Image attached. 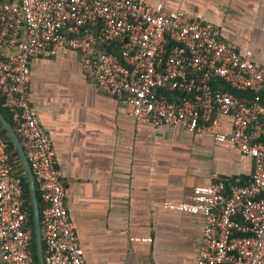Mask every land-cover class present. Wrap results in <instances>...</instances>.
<instances>
[{
  "label": "built area",
  "instance_id": "1",
  "mask_svg": "<svg viewBox=\"0 0 264 264\" xmlns=\"http://www.w3.org/2000/svg\"><path fill=\"white\" fill-rule=\"evenodd\" d=\"M118 45V53L107 47ZM60 50L78 54L83 75L122 97L137 123L228 142L252 159L245 183L196 185L176 203L202 218L196 264H264V68L221 37V29L163 1L0 0V92L34 176L45 264H87L65 207L52 139L30 97V65ZM219 79L251 97L213 89ZM228 118L229 129L218 124ZM23 189L0 134V253L34 264Z\"/></svg>",
  "mask_w": 264,
  "mask_h": 264
},
{
  "label": "crops",
  "instance_id": "2",
  "mask_svg": "<svg viewBox=\"0 0 264 264\" xmlns=\"http://www.w3.org/2000/svg\"><path fill=\"white\" fill-rule=\"evenodd\" d=\"M144 1L215 23L222 39L264 68V0ZM30 72L31 103L52 139L87 264H196L202 218L176 203L196 185L245 183L252 159L210 135L137 123L122 97L83 75L72 50L37 58ZM228 123L217 128L227 131Z\"/></svg>",
  "mask_w": 264,
  "mask_h": 264
},
{
  "label": "trees",
  "instance_id": "3",
  "mask_svg": "<svg viewBox=\"0 0 264 264\" xmlns=\"http://www.w3.org/2000/svg\"><path fill=\"white\" fill-rule=\"evenodd\" d=\"M107 50L114 52V53H118V45H113V47L109 46L107 47ZM212 88L229 91L235 94L240 99H245L247 97L252 96L250 92L238 91L219 79H215L212 82ZM0 111L3 114V116L14 127V123L12 122L9 109L3 106V95L1 94V92H0ZM0 134L7 143V152L9 155L11 172L18 178V180L21 183L22 189H23L24 206L29 213L28 227L31 229V251H32V256H33V262L34 264H38V258L36 254L35 234H34V222H33V217H32V204L30 201V194H29V187H28V178L24 171V167L20 160L18 152L13 146L12 141L10 140L8 134L6 133L5 129L1 126V124H0ZM36 193H37V198L39 200V205L41 206V200H40V196L37 190H36Z\"/></svg>",
  "mask_w": 264,
  "mask_h": 264
},
{
  "label": "water",
  "instance_id": "4",
  "mask_svg": "<svg viewBox=\"0 0 264 264\" xmlns=\"http://www.w3.org/2000/svg\"><path fill=\"white\" fill-rule=\"evenodd\" d=\"M0 124L5 129L10 140L12 141L13 146L17 150L20 160L23 164L24 171L28 178L30 201L32 204V217H33V222H34L36 254L38 258V264H45L44 251H43L44 245H43L42 234H41V213H40L39 200L37 198V193H36V185L34 181V176L29 166V163L27 161V158H26L24 149L22 147L19 136L15 132V129L11 125V123L3 116L1 111H0Z\"/></svg>",
  "mask_w": 264,
  "mask_h": 264
}]
</instances>
